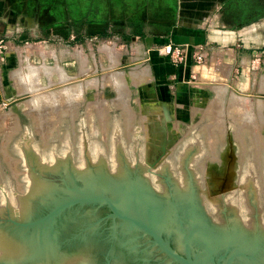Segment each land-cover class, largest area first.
Listing matches in <instances>:
<instances>
[{
  "label": "rangeland",
  "instance_id": "obj_1",
  "mask_svg": "<svg viewBox=\"0 0 264 264\" xmlns=\"http://www.w3.org/2000/svg\"><path fill=\"white\" fill-rule=\"evenodd\" d=\"M177 32L191 34L195 43L179 42ZM173 37L180 56L166 55ZM114 112L126 151L139 122L150 169L197 133L204 153L193 169L201 182L210 168L221 172L229 137L231 187L238 186L250 149L264 194V0H0L5 186L2 164L15 191L24 194L22 158L10 151L23 130L48 152L54 135L61 148L60 127L68 123L76 160L82 116L87 132L96 127L92 140L108 159ZM210 158L220 164L207 163Z\"/></svg>",
  "mask_w": 264,
  "mask_h": 264
},
{
  "label": "water",
  "instance_id": "obj_2",
  "mask_svg": "<svg viewBox=\"0 0 264 264\" xmlns=\"http://www.w3.org/2000/svg\"><path fill=\"white\" fill-rule=\"evenodd\" d=\"M76 124V160L68 123L60 149L54 135L42 152L29 130L12 141L26 184L18 194L1 165L0 264H264V194L250 149L232 188L229 137L221 172L212 167L201 182L193 169L204 153L197 133L150 169L138 121L126 151L113 113L108 159L92 140L94 124L91 132L82 116Z\"/></svg>",
  "mask_w": 264,
  "mask_h": 264
},
{
  "label": "crops",
  "instance_id": "obj_3",
  "mask_svg": "<svg viewBox=\"0 0 264 264\" xmlns=\"http://www.w3.org/2000/svg\"><path fill=\"white\" fill-rule=\"evenodd\" d=\"M175 34L178 36L179 42H181V40L183 39L184 41H182V42H184L186 44H193V43H195L194 39L191 38V34L181 33V32H177ZM174 38H176V37H173L172 40ZM175 42L176 41L173 40L171 43L172 44H175V45L180 44V43H175ZM181 67H179V68L177 67L179 72H181ZM177 68H176V65H174V69L173 70L176 71Z\"/></svg>",
  "mask_w": 264,
  "mask_h": 264
},
{
  "label": "built area",
  "instance_id": "obj_4",
  "mask_svg": "<svg viewBox=\"0 0 264 264\" xmlns=\"http://www.w3.org/2000/svg\"><path fill=\"white\" fill-rule=\"evenodd\" d=\"M167 51H166V55H168V54H171L172 56L173 55H182L183 54V52L181 51V49H180V47H178V46H176V45H170V46H168L167 47V49H166ZM180 60H182V57L180 58Z\"/></svg>",
  "mask_w": 264,
  "mask_h": 264
},
{
  "label": "bare ground",
  "instance_id": "obj_5",
  "mask_svg": "<svg viewBox=\"0 0 264 264\" xmlns=\"http://www.w3.org/2000/svg\"><path fill=\"white\" fill-rule=\"evenodd\" d=\"M26 66H27V65H26ZM33 69H34V68H33ZM31 71H32V70H31ZM34 71H35V69H34ZM37 71H38V70H37ZM44 71H45V70H44ZM45 72H47V71H45ZM60 74H61V73H60ZM17 78H19V77L17 76ZM152 108L154 109V112H155V113H157L156 111H160L159 108H155V107H152ZM235 115H236V113H235ZM242 116L244 117V115H242ZM216 117H217V116H216ZM240 117H241V116H240ZM236 118H237V117H236ZM237 124H238V127H239V123H237ZM237 124H236V125H237ZM240 124H241V123H240ZM242 124H243V123H242ZM242 124H241V125H242ZM241 125H240V126H241ZM238 127H237V128H238ZM214 128H215V127H214ZM214 128H212V129H214ZM240 128H242V127H240ZM215 129H220V128L217 127V128H215ZM242 129H244V127H243ZM242 129H241V130H242ZM243 132H245V131H244V130H242V131H240V132L238 131V133H240V134H243ZM238 133H237V134H238ZM254 140H255V139H253V141H254ZM258 140H259V137H258ZM261 140H263V139H260V141H261ZM253 141H252V142H253ZM257 142H259V141H257ZM259 143H260V142H259ZM254 144H255V143H254ZM259 145H261V143H260ZM255 146H256V149H257V146H258V145H255ZM258 147H260V146H258ZM261 147H262V146H261ZM259 149H260V148H259ZM203 166H204V164H202L201 168H203ZM201 178H203V177L201 176ZM203 179H204V178H203ZM203 179H202V180H203ZM203 182H204V181H203ZM260 183H261V182H260ZM261 189H262V188H261ZM261 189H260V190H261ZM263 192H264V191H263Z\"/></svg>",
  "mask_w": 264,
  "mask_h": 264
},
{
  "label": "flooded vegetation",
  "instance_id": "obj_6",
  "mask_svg": "<svg viewBox=\"0 0 264 264\" xmlns=\"http://www.w3.org/2000/svg\"><path fill=\"white\" fill-rule=\"evenodd\" d=\"M222 157V156H221ZM209 162H207V163H210V164H213V166L216 164V165H219L220 163H219V161H215V160H212L211 158H210V160H208ZM215 163V164H214ZM218 163V164H217ZM204 164H206V162L204 163Z\"/></svg>",
  "mask_w": 264,
  "mask_h": 264
}]
</instances>
